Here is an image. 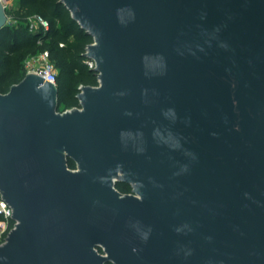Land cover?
Returning <instances> with one entry per match:
<instances>
[{
  "label": "water",
  "instance_id": "95a60500",
  "mask_svg": "<svg viewBox=\"0 0 264 264\" xmlns=\"http://www.w3.org/2000/svg\"><path fill=\"white\" fill-rule=\"evenodd\" d=\"M61 1L99 85L0 92V264H264V0Z\"/></svg>",
  "mask_w": 264,
  "mask_h": 264
},
{
  "label": "trees",
  "instance_id": "16d2710c",
  "mask_svg": "<svg viewBox=\"0 0 264 264\" xmlns=\"http://www.w3.org/2000/svg\"><path fill=\"white\" fill-rule=\"evenodd\" d=\"M6 11L14 21L0 28V92L7 93L25 77L28 56L47 50L58 71V110L80 107V87L99 85L98 73L86 64L85 52L93 37L73 19L61 0H15L13 8ZM34 14L50 22L48 30L29 29L28 19ZM68 166L75 169L77 164L68 158ZM116 187L131 189L124 183Z\"/></svg>",
  "mask_w": 264,
  "mask_h": 264
},
{
  "label": "built area",
  "instance_id": "2783aa9c",
  "mask_svg": "<svg viewBox=\"0 0 264 264\" xmlns=\"http://www.w3.org/2000/svg\"><path fill=\"white\" fill-rule=\"evenodd\" d=\"M6 10L14 6V0H2ZM13 19L8 16V23H13ZM29 29L31 31L43 30L46 31L50 27V22L41 15L34 14L28 19ZM63 46L64 44L61 43ZM87 51V49H86ZM86 64L95 69L96 62L91 58L86 57ZM25 71L28 73H37L46 80L57 84L58 71L54 63L50 60V55L47 50L39 52L35 55H30L25 61ZM17 221L13 219V208L4 199L3 193L0 190V244H3L9 233L16 226Z\"/></svg>",
  "mask_w": 264,
  "mask_h": 264
},
{
  "label": "flooded vegetation",
  "instance_id": "af4514ba",
  "mask_svg": "<svg viewBox=\"0 0 264 264\" xmlns=\"http://www.w3.org/2000/svg\"><path fill=\"white\" fill-rule=\"evenodd\" d=\"M117 183H123V182L117 181L116 184H117ZM124 184H126V185H130V184H127V183H124ZM115 186H116V185H115ZM130 186H131V189H130L129 191H128V190H127V191H121V190L118 189L117 187H116V188H117L121 193H123V194H132V193H133V187H132V185H130Z\"/></svg>",
  "mask_w": 264,
  "mask_h": 264
},
{
  "label": "rangeland",
  "instance_id": "374dc122",
  "mask_svg": "<svg viewBox=\"0 0 264 264\" xmlns=\"http://www.w3.org/2000/svg\"><path fill=\"white\" fill-rule=\"evenodd\" d=\"M14 4H15V0H14Z\"/></svg>",
  "mask_w": 264,
  "mask_h": 264
}]
</instances>
